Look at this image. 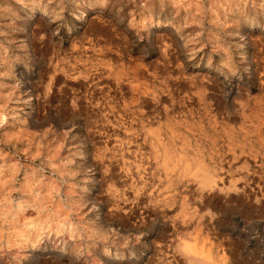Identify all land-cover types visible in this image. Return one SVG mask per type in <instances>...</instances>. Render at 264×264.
I'll list each match as a JSON object with an SVG mask.
<instances>
[{"label":"clouds","instance_id":"9594fccd","mask_svg":"<svg viewBox=\"0 0 264 264\" xmlns=\"http://www.w3.org/2000/svg\"><path fill=\"white\" fill-rule=\"evenodd\" d=\"M133 2L141 19L133 17L130 26L138 23L140 31L151 22L157 4L170 5L175 16L187 13L176 31L199 29L181 37L187 60L212 44L225 80L238 77L234 50L239 46L229 43V29L241 23L264 28V0H0V143L15 148L26 141L25 154L35 149L32 161L44 150L50 153L47 164L27 166L22 178L26 166L18 161L0 165V264H27L46 243L57 242L69 264H103L94 255L98 249L109 259L122 260L125 250L148 247L146 226L151 221L166 227L151 242L150 264H224L209 227L217 213L208 205L201 210L202 201L213 196L209 188L222 180L225 157L242 142L253 146V160L264 161V73L258 95L241 88L229 106L210 78L197 83L184 74V63L168 62L171 44L163 45V59L154 66L133 59L127 55V37L117 32L124 6ZM89 7L114 10L117 24L107 34L82 36L61 53L53 38L68 28L65 14L83 20ZM37 13L40 20L28 33L31 44L17 39L25 31L18 22L32 21ZM140 31L136 36L143 40ZM212 64L209 57L208 66ZM33 74L41 82L62 74V88L68 91L53 94L49 79L43 93L33 97L30 90L23 91ZM68 80L76 84L68 86ZM41 95L52 119L45 116L48 126L29 132L19 113ZM57 118L63 125L60 132ZM17 124L18 130L9 131ZM88 145L91 152L86 154ZM89 155L90 164L77 163ZM0 158L9 157L0 153ZM57 159L58 164L51 163ZM97 184L99 191L89 199ZM102 208L107 226H101ZM177 208L189 211H165ZM134 209L155 215L136 217ZM125 221L134 234H119L115 225Z\"/></svg>","mask_w":264,"mask_h":264},{"label":"rangeland","instance_id":"374dc122","mask_svg":"<svg viewBox=\"0 0 264 264\" xmlns=\"http://www.w3.org/2000/svg\"><path fill=\"white\" fill-rule=\"evenodd\" d=\"M113 11L89 7L87 16L83 20H73L66 13L68 28L60 29L59 36L53 38L54 46L63 53V50H67L73 41L80 39L82 36L93 33L107 34L110 28L117 24V18L114 17ZM138 11L136 3L133 2L124 6L123 12L120 14L123 19L119 21L117 32L121 37H127L128 56L142 60L145 65L154 66L158 60L163 59L161 49L165 43H168L172 45L171 49H169L168 62L173 66L177 62L184 63V74L196 77L197 83H199V78L201 77L207 76L210 78L213 81V89L223 94L224 103L229 106L232 98L237 95L241 88L250 90L256 95L260 93L261 73H264V28H249L244 23H241L239 27L229 29L233 33V36L229 38V43L239 46L234 50V62L237 66L238 77H230L225 80L219 70L221 57L212 53V44H208L202 52L196 55L194 60H187L188 49L184 47L185 41L181 37L186 38L190 34L194 35L196 31H199L195 26L185 28L179 33L176 31V27L184 23L187 13L181 10L180 15L175 16V9L170 5H165L161 8L157 4L151 9V22L144 25V30L140 31L138 23L137 27L130 26V23L133 22V17H135V22L140 21L141 17L137 14ZM39 20L40 13H37L36 18L32 21L23 20L18 22L20 28L25 31L19 32L17 39H29L31 44L28 33L34 31ZM260 23L264 25V20H261ZM208 27L209 25L205 23L206 30ZM137 31H140V35L144 37L143 40L137 39ZM205 39L206 36L201 37V40ZM122 42L124 41H115L117 44ZM190 47L192 46L189 45ZM18 54L21 56L25 55L23 52ZM209 57L213 61L211 67L208 66ZM21 71V68H17V72ZM176 74L178 73L173 72V75ZM49 79L52 81V85L54 84L52 87L53 94L58 91H68L67 86L62 88V85L65 84V77L62 74L48 76L43 82L39 81L36 75L33 74L29 82L25 83L23 91L30 90L29 94L37 97L39 93H43V84L47 83ZM80 83L83 82L81 81ZM100 83L105 85L110 82L101 81ZM75 84L76 82L74 81H66L68 86ZM103 90L107 91V88ZM98 93L96 94L99 95ZM52 98L49 97L50 100ZM45 116L48 119H52L46 102L41 95L35 98L30 106L25 107L19 113L18 119L26 121V130L32 132L41 131L48 126V120L44 119ZM62 127L60 119L57 118L55 120L56 131L60 132ZM19 128L20 125L17 124L15 129H10L9 131H16ZM2 139L3 136L0 135V140ZM72 143L75 144L77 141ZM245 143L242 142L240 148L225 157L226 162L223 165L225 171L222 173V180L218 181L213 188H209V192L213 193V196L208 200L202 201L201 206V210H203V205H208L217 213L216 219L209 227L212 228L215 237V246L221 250V255L224 257V264H264V161L260 158L253 160L251 158L253 146H245ZM26 146V141L16 143L15 148L10 144L0 143V153H7L9 157L7 161L0 158V165L6 162L10 164L18 161L21 165L26 166L21 170L19 178H22L25 172L29 170L27 166L36 167L42 163L47 164L48 161L45 157L50 154L47 150H44L39 159L32 161L29 157L34 154L35 149L31 153L25 154L23 149ZM83 151L86 154L90 153L91 145L85 147ZM65 155H67V152H62L61 159ZM59 162V159L51 161L53 164H58ZM77 163L87 166L91 163V156L89 155L84 161L77 160ZM230 173H234V175ZM46 174H51V170L46 169ZM2 179L3 177H0V180ZM96 179L99 180V173H97ZM99 187L97 184L93 188L89 199L97 194ZM165 211L169 215L181 211L187 214L189 209L177 208ZM105 212L106 209L104 208L100 211L101 226H107L104 225ZM134 212L136 217L141 214L146 217L155 215L154 212H142L141 209H134ZM132 219L134 220L135 217ZM205 223L207 224V219ZM115 227L121 236L128 235L130 232L134 234L135 232L127 221L115 225ZM165 227L166 225L158 221H151L146 226L148 235L145 236V242L148 247L137 246L135 249L125 250L123 252L125 259H109L102 255L99 249L94 255L103 264H150V257L154 256L151 242L160 237ZM60 247L62 245H59L58 242L57 244L46 243L41 251L32 255L27 264H69V257L60 251ZM113 251L115 252V250ZM130 253L134 254V259L128 258Z\"/></svg>","mask_w":264,"mask_h":264},{"label":"bare ground","instance_id":"6f19581e","mask_svg":"<svg viewBox=\"0 0 264 264\" xmlns=\"http://www.w3.org/2000/svg\"><path fill=\"white\" fill-rule=\"evenodd\" d=\"M56 79H57V78H56ZM59 79H60V78H59ZM53 85H54V84H53ZM53 85H52V86H53ZM98 94H99V93H98ZM228 190H230V189H228Z\"/></svg>","mask_w":264,"mask_h":264}]
</instances>
